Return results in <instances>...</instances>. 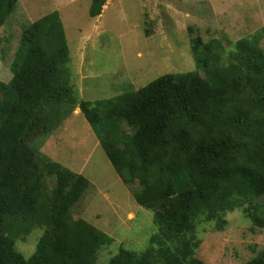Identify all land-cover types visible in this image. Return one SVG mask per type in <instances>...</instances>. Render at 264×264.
<instances>
[{
	"label": "trees",
	"instance_id": "16d2710c",
	"mask_svg": "<svg viewBox=\"0 0 264 264\" xmlns=\"http://www.w3.org/2000/svg\"><path fill=\"white\" fill-rule=\"evenodd\" d=\"M106 2L92 0L90 16ZM18 3L0 0V30ZM189 31L195 71L88 101L56 83L71 56L59 11L22 28L13 76L0 80V264H100L114 242L72 218L88 179L40 151L76 109L156 228L143 251L120 246L107 264H206L200 233L223 232L236 211L264 230V27L233 49L217 32ZM36 230L26 255L21 246ZM246 264H264V250Z\"/></svg>",
	"mask_w": 264,
	"mask_h": 264
},
{
	"label": "rangeland",
	"instance_id": "374dc122",
	"mask_svg": "<svg viewBox=\"0 0 264 264\" xmlns=\"http://www.w3.org/2000/svg\"><path fill=\"white\" fill-rule=\"evenodd\" d=\"M211 1L213 5L207 0H107L102 14L92 18V0H19L8 24L0 30V80L8 83L13 76L11 64L22 28L54 11L60 13L71 55L56 83L71 85L77 100L117 98L162 75L195 71L190 28L204 39L217 32L227 48L233 49L238 39L250 36L247 30L256 32L264 25V0L246 2L239 12L232 9L237 12L224 21L220 9L231 8L232 0ZM209 8L215 17L205 11ZM235 17L236 22H242L240 27L233 24ZM220 22L226 29L217 28ZM261 34L263 30L249 38ZM260 45L264 48V38ZM200 74L203 76V71ZM96 133L76 109L40 151L90 182L71 215L113 238L112 245L99 256V263L107 264L120 246L143 251L156 228L152 213L136 203L133 190L116 173ZM124 133L130 131L125 128ZM37 232L21 246L26 255L35 249ZM200 236L197 256L206 264H246L264 250V230H253L240 211L229 216V226L223 232L205 228Z\"/></svg>",
	"mask_w": 264,
	"mask_h": 264
},
{
	"label": "crops",
	"instance_id": "0c3cea01",
	"mask_svg": "<svg viewBox=\"0 0 264 264\" xmlns=\"http://www.w3.org/2000/svg\"><path fill=\"white\" fill-rule=\"evenodd\" d=\"M251 0H232L231 1V3H230V7L231 8H228L227 9V7L226 8H223L224 10H221L220 9V11L222 12V17H223V19H221L222 21H224V19L225 18H228V17H230L231 16V14H233V13H236L237 11L239 12V11H242V5L243 4H245L246 2L248 3V2H250ZM207 2H211V4L213 5V2L210 0V1H208L207 0ZM225 2H228L227 0L225 1ZM220 3V2H219ZM229 3V2H228ZM221 5H223L222 3H220ZM257 4V3H256ZM209 5H210V3H209ZM210 7V6H209ZM232 9H236L237 11H233V12H231L232 11ZM239 9V10H238ZM205 11H208L209 12V14L211 13V15L213 16V17H215L216 15H215V12L214 11H212L210 8L209 9H207V10H205ZM260 15V14H259ZM235 19H236V17L233 19V24L235 25V26H237V27H240V25H241V23L242 22H236L235 21ZM217 21H219V20H216V22ZM224 23V22H223ZM216 26H217V28H219V29H226V26H225V24H222L221 25V22L218 24H216ZM234 26V27H235ZM245 27H250L249 25H248V23H245ZM264 27V25H261V27H260V29L261 28H263ZM251 29H249V30H247V32H245V33H248V35H251L252 33H254V32H249ZM257 30H259V29H257ZM76 111V110H75ZM99 146H101V145H99Z\"/></svg>",
	"mask_w": 264,
	"mask_h": 264
}]
</instances>
